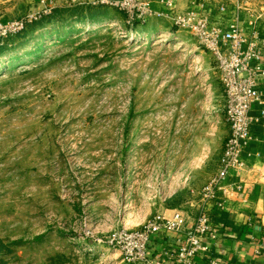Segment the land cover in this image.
<instances>
[{
  "label": "rangeland",
  "instance_id": "obj_1",
  "mask_svg": "<svg viewBox=\"0 0 264 264\" xmlns=\"http://www.w3.org/2000/svg\"><path fill=\"white\" fill-rule=\"evenodd\" d=\"M44 5L0 39V264H129L96 238L201 190L228 131L222 89L184 30Z\"/></svg>",
  "mask_w": 264,
  "mask_h": 264
},
{
  "label": "built area",
  "instance_id": "obj_2",
  "mask_svg": "<svg viewBox=\"0 0 264 264\" xmlns=\"http://www.w3.org/2000/svg\"><path fill=\"white\" fill-rule=\"evenodd\" d=\"M161 1L171 10L172 25L188 32L209 53L222 89L228 132L216 168L201 190V203L192 223H188L185 210L176 207L168 214L156 211L134 227L113 229L96 239L118 250L129 264H222L206 242L216 236L206 201L213 202L215 210L222 209L226 179L237 177L244 168L243 152L252 136L253 121H264V96L258 89L264 79V0L258 12L253 9L254 0L192 2L183 10H177L173 0ZM97 2L126 12L140 24L155 14L149 3L141 0ZM38 16L0 17V39L22 31ZM255 104L261 105L256 117L251 114Z\"/></svg>",
  "mask_w": 264,
  "mask_h": 264
},
{
  "label": "crops",
  "instance_id": "obj_3",
  "mask_svg": "<svg viewBox=\"0 0 264 264\" xmlns=\"http://www.w3.org/2000/svg\"><path fill=\"white\" fill-rule=\"evenodd\" d=\"M32 1L34 0H0V16L16 19L31 8ZM141 1L148 2L155 11V14L148 17V21L172 25L171 10L161 0ZM209 1L212 0H173L177 10L186 9L192 2L197 4ZM44 2L45 0H41L43 7ZM254 3L256 6L253 9L258 12L262 1L254 0ZM258 89L264 96V79L259 82ZM260 107V104H255L251 114L256 117ZM252 130V136L247 140L243 152L244 168L237 177L231 175L226 179L227 185L222 190V209L215 210L213 202L206 201V209L216 230V236L208 238L206 242L212 255L222 259V264H264V121L255 119ZM201 190L188 197L183 206L180 205L185 210L188 223H192L198 214ZM171 209L163 208L160 211L168 214Z\"/></svg>",
  "mask_w": 264,
  "mask_h": 264
},
{
  "label": "bare ground",
  "instance_id": "obj_4",
  "mask_svg": "<svg viewBox=\"0 0 264 264\" xmlns=\"http://www.w3.org/2000/svg\"><path fill=\"white\" fill-rule=\"evenodd\" d=\"M131 36H132V34H131ZM178 41H180V40H178ZM178 44L180 45V44H182V42H178Z\"/></svg>",
  "mask_w": 264,
  "mask_h": 264
},
{
  "label": "trees",
  "instance_id": "obj_5",
  "mask_svg": "<svg viewBox=\"0 0 264 264\" xmlns=\"http://www.w3.org/2000/svg\"><path fill=\"white\" fill-rule=\"evenodd\" d=\"M134 21H135V22H139V21H138V20H136V19H135Z\"/></svg>",
  "mask_w": 264,
  "mask_h": 264
}]
</instances>
